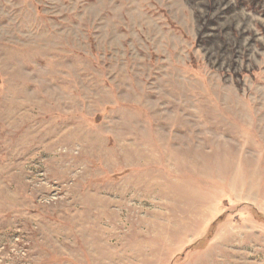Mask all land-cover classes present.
<instances>
[{
	"label": "rangeland",
	"instance_id": "1",
	"mask_svg": "<svg viewBox=\"0 0 264 264\" xmlns=\"http://www.w3.org/2000/svg\"><path fill=\"white\" fill-rule=\"evenodd\" d=\"M0 264H264V0H0Z\"/></svg>",
	"mask_w": 264,
	"mask_h": 264
}]
</instances>
